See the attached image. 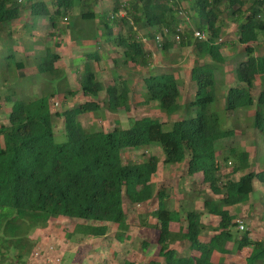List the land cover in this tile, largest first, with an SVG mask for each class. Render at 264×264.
Returning a JSON list of instances; mask_svg holds the SVG:
<instances>
[{"label":"trees","instance_id":"16d2710c","mask_svg":"<svg viewBox=\"0 0 264 264\" xmlns=\"http://www.w3.org/2000/svg\"><path fill=\"white\" fill-rule=\"evenodd\" d=\"M102 1L105 0H50L51 8L45 0H24V3L0 0V28H10L2 32L5 36L0 34V39L12 40V26L22 19L25 11L39 19H47L45 25L56 30L60 20L68 21L80 7L77 16L86 24L81 28L85 31L79 35L77 30L69 28L72 29L71 40L77 45L88 42L96 31L91 21L103 14L95 11ZM114 1V8L104 17V22L100 20L99 37L106 38L118 52L121 50L124 65L142 68L151 65L152 56L137 31L151 29L160 33L163 37L161 49L168 53L180 25L186 24L180 16L185 4L198 15L196 29L207 33L208 37L204 41L196 39L194 30L186 24L187 28L180 33V47L193 46V53H201L217 62L224 61L221 50L225 42L217 43L222 30V14L229 12L226 15L232 16L237 23L243 17L237 25V36L248 58L238 65L239 84L229 89L227 108L235 111L254 105L252 89L258 79L264 77V56H254L255 45L264 34V0ZM249 1L252 3L246 7ZM122 9L126 11L124 18L116 16ZM90 31L94 32L93 37ZM55 32L51 35L56 36ZM98 38L94 39L96 43ZM0 52L6 53L8 73L4 81H13V87L5 88L0 94V111L4 105L10 106L8 124H0V264H28L32 254L30 234L61 218L80 222L77 233L95 238L106 237L109 225H117L123 231L116 232V239L124 242L129 237L125 198L132 205L158 200V208L151 213L156 223L145 221L144 227L156 233L160 251L146 264H264V240L252 239L248 229L243 233L234 231L237 222L230 214V208L250 201L255 181L264 184V170L248 172L234 181L231 176L248 171L250 164L247 152L231 147L230 154L238 162L230 170L232 172L222 173L216 146L233 130H222L219 114L210 110L216 96L214 72L209 65H194L191 78L196 84L195 100L186 106L179 104L181 91L174 73L150 74L143 78L146 104L157 103L168 116L185 109L194 110L195 117H181L169 131L163 129L158 119L151 117L132 120L127 129L87 131L79 121L80 115L96 113L102 108L111 113L131 110L132 87L128 79L117 74L105 87L87 62L80 88L73 89L65 70L59 67L60 54L54 49L45 48L37 59L25 53L26 59L15 61L10 41H0ZM86 56L93 60L90 64L102 60L99 53ZM8 60H14L15 65H10ZM113 61L117 66L118 61ZM25 70L35 75V81L23 87L29 91L19 88L28 74ZM36 85L40 92L34 90ZM55 85L60 91H53ZM102 92L106 93V98L101 103ZM78 93H82L84 102L71 108L65 106L61 111L53 110L56 95L64 94L69 98ZM257 102L255 129L264 143V89ZM59 117L64 119L66 140L63 143L56 141L54 120ZM155 146L165 155L164 165L186 162L189 176L203 175L200 190L190 197L205 196L204 210H188L185 226L182 224L183 211L170 209L167 191H156L152 183L159 169L158 157L151 155L142 162L125 163L123 160L126 150ZM203 186L217 198L207 196ZM204 212L220 219L217 227L211 228L214 235L208 242L203 239L208 229L202 223ZM151 241L142 242L143 251L149 250ZM178 242H187V250L172 247ZM231 244L235 245V250L229 247ZM124 264L138 263L127 261Z\"/></svg>","mask_w":264,"mask_h":264},{"label":"rangeland","instance_id":"374dc122","mask_svg":"<svg viewBox=\"0 0 264 264\" xmlns=\"http://www.w3.org/2000/svg\"><path fill=\"white\" fill-rule=\"evenodd\" d=\"M45 1L49 3L50 0ZM129 1L130 0H121V2ZM251 3L252 2L249 1L246 7H250ZM114 4V0H105L100 2L99 6H97L95 9L96 13L103 14L101 16L98 15L95 21H91L95 23H92V25L94 24L93 30L96 31L94 37V32L90 31L93 40L90 39L88 42L77 45L71 40L72 29L74 31L77 30L78 33L85 31L81 28L86 27V24L77 16L80 7H78L75 13L70 15L68 21L60 20L56 30L48 28V26L45 25L47 19H39L38 17L32 16L29 11H25L22 15V19L12 26V40L2 38L0 41H10L13 51L15 52V61L26 58V56H23L25 50L22 44L24 43H26L27 47L29 46L32 50V56L36 59L38 55L44 51L46 46H51L52 49H58L56 46L61 45L63 48L59 50V52L63 57L61 56L59 67L65 70L68 80L70 77L73 79V89L80 88V80H82L86 72L87 62L91 65V69L96 71L98 80L102 82L105 87H108L110 81L117 74L122 73L126 77L136 76V79H128L132 91L134 92L131 96V110L129 112L119 111L111 113L106 108H102V110L96 113L80 115L79 121L87 131L110 132L116 127L127 129L132 120L144 117L158 119L162 123L163 129L169 131L174 122L181 119V117H195L196 112L194 110L185 109L177 114L168 116L158 107L157 103L147 102L146 104L145 98L147 90L143 78L150 74L174 73L179 81V88L181 91L179 104L186 106L191 103V101L195 100L196 84L191 78L192 69L196 63L207 64L213 70L215 78L214 93L216 100L211 105L210 110L219 114L222 130H233V132L228 134L226 140L216 146L218 159L223 164L222 172L226 173L227 170L230 171L238 162L237 159L230 154L231 147H234L238 152H248L249 161H251L253 168L256 170H264V143L262 142L261 134L253 128L255 127V114L259 108L257 98L264 89V77L261 76L258 79L259 82L255 84L252 89V95L255 97L254 105L240 108L235 111H229L227 108L228 91L230 88L238 86L239 84L237 76L238 65L241 61L248 58L244 53L243 44L237 39V25L243 20V17H240L237 23L232 16L226 15L229 14V12H224L222 14L223 17L220 23V25H222V30L220 40H218L217 43L221 41L225 42L223 45V62H217L211 57L202 55L201 53H193V46L180 47L176 42H174L173 48L166 53L158 46L155 38L151 34H147L146 30L143 31L144 29H139V32L137 31L138 35H143L148 42L145 43V41H142L145 49H153L155 52L153 58L150 60L151 65L141 69L139 74L136 73L139 72L140 69L138 66L130 65V68L129 65H123L121 50L118 52L113 49L111 52L112 46L107 43L108 40L104 37L102 39L99 37L102 31L100 20L102 23L104 22V17L112 11ZM49 6L52 8L50 3ZM184 8L185 11L182 12L187 14L191 20L186 24L189 28L197 30L198 15L196 11H193L188 4H185ZM182 26L185 25L182 24ZM71 27L72 29L70 30L69 28ZM184 28H187V26ZM9 29V27L2 26L0 28V34L5 36L2 32L8 31ZM123 31H126V27L123 28ZM53 32H55L56 36L51 35ZM79 35H81V33H79ZM206 35L208 34L206 33ZM83 36L85 37L86 35L83 33ZM95 37H99L98 39H100L97 43L95 42L96 40H94ZM192 41H194V38H192ZM58 42L59 45L57 44ZM88 53H99L105 63L96 64L94 67V63L96 62H91L90 64V61L93 60L87 58L86 54ZM106 55L109 60L105 58ZM254 56H264V34H261L258 43L255 45ZM5 57L6 53L0 52V94L3 93L5 88L11 87L13 83V81H4L5 75L8 73V68L5 66ZM111 58H115L118 61L117 66L114 65ZM15 61L8 60V63L14 66ZM12 71L14 70L12 69ZM28 74L29 75L23 79L25 84L23 87H27L29 83L35 81L33 72ZM11 76H13L12 72ZM14 78L15 77H13V79ZM38 89L39 87L36 85L34 90L38 91ZM52 89L55 92L60 91L57 85ZM69 98L70 101L68 98L64 97V94L56 95L52 103L53 110H64L66 105L75 107L86 100L82 93H78L75 97ZM99 98L102 103L106 98V93L102 92ZM32 99H34V95H32ZM87 99L90 100L91 98ZM9 112L10 106L4 105L0 111L1 125L8 124ZM54 124L56 141L58 143H63L66 140L64 119L62 117L56 118ZM255 150H261L258 153V159H253ZM151 155H155L159 159V169L152 180L155 190L167 191L169 195L167 203L170 209L177 208L183 204L187 206V203L189 204L187 198H190L194 190H200L198 184L203 181V175L189 176L187 174L186 162L177 166L164 165L163 161L165 155L163 151L156 146L152 148L144 147L136 150H126L123 153V160L125 163L142 162ZM199 199L201 198H193V206L195 209L203 210L201 204L202 200L197 202ZM157 208L158 200H155L153 203L132 205L128 199L125 198L124 210L127 214L128 225L126 234L129 237L122 243L116 239V232H119L120 229L114 224L109 225V232L106 237L95 238L77 233L76 227L80 222L76 220L68 218L52 220L48 223L47 227L39 228L30 234V250L33 254L28 258V264H59L57 263V259L61 261L64 259L67 264H124L127 261L146 264L150 258L157 257L160 251L155 232L148 227H144L146 225L144 223L145 221H147V224L150 222L156 223L151 213ZM186 210V207L182 208L183 219L186 216ZM237 211L238 208L233 210L235 213ZM238 213L239 217L236 218L244 221L246 229L251 231L252 239L264 240V186H259L257 188V192L253 193V196L247 204H241ZM203 221L206 222L207 225L218 224V220L211 217L207 212H204ZM120 231H123V229ZM234 231H238V228L236 227ZM149 239L152 240L151 246L149 250L143 251L142 242ZM175 247L179 250H183L188 248V244L187 242H178L175 244ZM231 248L235 250L236 247L233 246ZM63 256L64 258L61 259Z\"/></svg>","mask_w":264,"mask_h":264},{"label":"crops","instance_id":"0c3cea01","mask_svg":"<svg viewBox=\"0 0 264 264\" xmlns=\"http://www.w3.org/2000/svg\"><path fill=\"white\" fill-rule=\"evenodd\" d=\"M182 17V16H181ZM183 18V17H182ZM18 23H20V22H18ZM185 26H187L186 24H184ZM181 27H185V26H182V24L180 25ZM147 31V34H151L152 36L153 35H159L158 33H156V32H154V30H151V29H149V30H147V29H144L143 31ZM116 32H117V30H116ZM125 33V32H124ZM139 39L141 40V41H145V43H148L147 41H146V39L143 37V35H139ZM155 39H156V37H155ZM237 39H238V36H237ZM156 41V40H155ZM48 42V41H47ZM150 43V42H149ZM157 43V42H156ZM47 44H49V43H47ZM109 44V43H108ZM110 45V44H109ZM23 48H24V50H25V53H29V54H31L32 55V50L29 48V46L27 47L26 46V43H24L23 44ZM46 48H51V46H49V47H47L46 46ZM58 49H54V51L55 52H57L58 54H60V52H59V50H61L63 47L60 45L59 47H57ZM115 50V51H117L115 48H113L112 47V49H111V52H112V50ZM38 50V49H37ZM36 50V51H37ZM150 53H151V59L153 58V55L155 54V52H154V50L153 49H149L148 50ZM62 52V51H61ZM43 52H41L38 56H42L43 54H42ZM221 53H222V55L224 56V54H223V49L221 50ZM171 54V53H170ZM34 55V54H33ZM87 55V54H86ZM62 55L60 54V57H61ZM63 57V56H62ZM61 57V58H62ZM105 58H107V55L105 56ZM122 58V57H121ZM120 58V59H121ZM26 59V58H25ZM108 59V58H107ZM106 59V60H107ZM112 60H115V58H111ZM109 60V59H108ZM113 63H114V61H112ZM99 63H105L103 60L102 61H100ZM99 63H94V67H95V65L96 64H99ZM124 65V64H123ZM126 66H128V65H126ZM130 68H131V66H130ZM139 72H136V73H139L140 74V71H141V69H144V68H142V67H140L139 66ZM28 70V69H27ZM27 70H25V72H27V73H29ZM130 70H132V69H130ZM27 75H29V74H27ZM119 76H122L123 78H125V79H136L135 77V75H134V77H126L125 75H123L122 73L121 74H118ZM27 77V76H26ZM69 77H70V75H69ZM69 84H70V86L72 87L73 86V79L70 77L69 78ZM23 86H25V84H24V81L21 83V85H20V87L19 88H23ZM27 86H29V84L27 85ZM236 87V86H235ZM18 88V89H19ZM25 91H29V90H27V89H25V88H23ZM134 92L132 91L131 92V94H130V97L132 96V94H133ZM254 97V96H253ZM255 98V97H254ZM69 99V101H70V98H68ZM66 106H68L69 108H71V106H69V105H66ZM253 128H255V127H253ZM262 142H263V140H262ZM261 151V150H260ZM259 150H255L254 151V154H253V159H256L257 158V156H258V153L260 152ZM246 152V151H245ZM248 153V152H247ZM258 159V158H257ZM220 162V161H219ZM221 163V162H220ZM249 164H250V168H249V170L248 171H245L244 173H238V174H236V175H234V176H231V178H233V180L234 181H238L243 175H245V174H247L248 172H252V171H256V172H259V171H262V170H256V169H254L253 168V165L251 164V161H249ZM177 166V165H176ZM221 166H222V168H223V164L221 163ZM259 168V167H258ZM257 168V169H258ZM232 170V169H231ZM230 172H232V171H229V170H227V172L226 173H224V174H229ZM223 173V172H222ZM225 180V179H224ZM198 186L200 187V184H198ZM259 186H264V184H262V183H260V182H258V181H255L254 182V193L255 192H257V188L259 187ZM202 189H207L205 186H203V187H201ZM194 191H196V190H194ZM193 191V192H194ZM206 192H208V194H207V196H210V197H213L214 199L215 198H217L216 196H214L212 193H210L209 192V189H207L206 190ZM253 195H251V197H252ZM201 199H199V200H197V202H199V201H201L202 200V202H201V204H202V209H203V201H204V198H205V196H202V197H200ZM251 199V198H250ZM156 200V199H155ZM155 200H153V201H149V202H147V203H153ZM187 200L189 201V204L187 203V206H185V204H183V205H181V206H179V207H177V208H174V209H178L179 208V210H182V208H185L186 207V212L188 211V210H192V209H195L194 208V203H193V199L190 197V198H187ZM196 202V203H197ZM196 203H195V205H196ZM241 205H235L234 207H232V208H230V214L232 215V216H234L235 218L236 217H239V213H238V211H239V207H240ZM182 207V208H181ZM196 207V206H195ZM235 208H238V211L235 213V212H233V210L235 209ZM195 210H197V211H201V212H203V210H199V209H195ZM248 214H250V213H248ZM204 216V215H203ZM211 216V215H210ZM211 217H213V216H211ZM213 218H215V219H217L218 220V224H219V221H220V219H219V217H213ZM261 219V218H260ZM236 220H238L237 218H236ZM202 223L205 225V226H207V230L204 232V234H203V239H204V241H206V242H208V241H210V239L212 238V236L214 235L213 234V232H212V230H211V228L212 227H216L218 224H206V222H204L203 221V217H202ZM182 224L185 226L186 225V222L184 221V219L182 218ZM156 234V233H155ZM212 234V235H211ZM233 246H235L234 244H231L229 247L231 248V247H233ZM172 247H175V244L172 246ZM178 249V248H177ZM183 250H187V249H183ZM179 251H181V250H179ZM62 258H64V256L62 257ZM152 258H150L149 260H151ZM149 262V261H148Z\"/></svg>","mask_w":264,"mask_h":264},{"label":"built area","instance_id":"2783aa9c","mask_svg":"<svg viewBox=\"0 0 264 264\" xmlns=\"http://www.w3.org/2000/svg\"><path fill=\"white\" fill-rule=\"evenodd\" d=\"M19 3H24V0H19ZM116 16L120 17V18H124L126 16V11L124 9L120 10ZM180 16L183 17V19L186 21V23H189L191 20L189 18V16L187 14H184L183 12H180ZM183 27H179L178 29V34L175 35V42L180 44L181 40H182V37L180 35V33L183 32ZM168 33V31L165 29L164 30V34L166 35ZM194 37L200 41H204L207 39V36L205 33L199 31V30H194ZM162 40H163V37L162 35H159L156 37V41L158 44H162ZM239 229L241 231H243L245 228H244V225H243V222H239ZM57 263L61 264V260L60 259H57Z\"/></svg>","mask_w":264,"mask_h":264},{"label":"clouds","instance_id":"9594fccd","mask_svg":"<svg viewBox=\"0 0 264 264\" xmlns=\"http://www.w3.org/2000/svg\"><path fill=\"white\" fill-rule=\"evenodd\" d=\"M158 34L161 35L160 33H158ZM159 35H158V36H159ZM156 37H157V35H156ZM155 40H156V39H155ZM143 41H144V40H143ZM156 42H157V41H156ZM157 44H158V43H157ZM158 46L161 47L160 44H158ZM236 222H237V228H238V231H239L240 233H243L244 231L247 230L244 221L238 219V220H236ZM239 222H243V225H244V228H245L243 231H241V230L239 229ZM32 254H33V253H32ZM32 254H31V255H32ZM61 259H63V258H61ZM27 262H28V261H27ZM61 264H67V262L63 259V260L61 261Z\"/></svg>","mask_w":264,"mask_h":264}]
</instances>
